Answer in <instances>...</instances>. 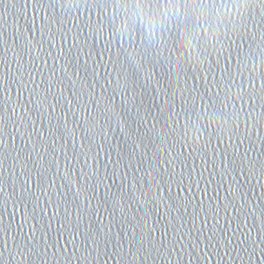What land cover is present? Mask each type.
Wrapping results in <instances>:
<instances>
[{"label":"water","instance_id":"1","mask_svg":"<svg viewBox=\"0 0 264 264\" xmlns=\"http://www.w3.org/2000/svg\"><path fill=\"white\" fill-rule=\"evenodd\" d=\"M77 15L80 19L75 20L74 27L72 21ZM57 18L64 21L68 32L63 48L71 62L59 59L53 78L52 59L61 46V37L56 35L52 39L50 34L60 27L55 22ZM86 23L83 12L68 6L62 8L53 0H0V107L11 116L0 130V264H264V223L258 210L252 213L253 206H264V200L259 199L264 196V177L257 172L246 185L251 214H238L231 207L226 211L225 193L221 190L217 198L218 185L206 181L210 179L213 159L219 160V152L227 148L232 153L227 132L222 134L213 125L209 134L199 139L195 132L190 133L185 145L179 136V142L174 141V134L163 130L162 122L153 128L149 112L155 115L164 103L160 88L167 87L166 81L176 87V71L166 75V69L162 70L159 64L153 68L145 63L137 83L144 85L149 71L152 80L146 87L138 88L135 103H129L119 89L113 93L115 83L108 84L122 80L121 72L133 71L128 59L132 51H123L129 48L127 39L122 49L117 37L107 43L110 33L106 31L89 40L91 57L85 49L77 58L79 47H73V37L81 29V37L87 35ZM42 34L40 51L38 42ZM28 47L33 49L31 56ZM47 53L51 56L44 65L41 57ZM33 60L43 74L33 71L32 77L39 84L37 92L41 97L49 81L53 84L52 93L59 95L57 80L64 75L61 69L67 67L63 97L54 113L47 104H37L36 95L28 103L36 84L29 82L25 87L20 83L32 70ZM198 67L189 65L186 72L179 73L180 87L185 80L189 87H202L205 73L198 71ZM67 77L76 83L70 84ZM90 92L100 101V110L108 103L107 98L113 97V111L106 114L110 122L105 124L106 117L99 116L90 133V146L93 153L99 150V162L89 160L86 169L89 173L98 171L101 177L106 172L110 178L104 183L109 187L98 185L91 203L86 199L89 193L73 203L71 195H63L68 190L61 186L60 176L64 174L66 158L74 170L82 166L80 154L87 147H82L81 133L88 124L86 114L76 109L73 93L83 101ZM52 93L48 94V103L53 102ZM176 104L182 126L185 120L179 92ZM69 107L75 115L68 112ZM94 109V105L89 106L91 115L97 116ZM64 112H68L66 126ZM76 124L80 129L73 137L65 127L71 130ZM145 133L153 142L138 148ZM221 135L223 143L217 140ZM240 135L245 137L240 154L249 149L248 155L259 168V161L264 159V122L246 133L242 120ZM232 142H236L235 137ZM214 149L218 150L215 157ZM109 151L113 161L122 157L115 176L108 163ZM74 156L80 163L72 159ZM168 161H172L170 167ZM30 236L34 239L29 240ZM93 236L99 238L98 246L92 244L89 237ZM18 244H27L35 251L21 257L15 251ZM53 244L56 246L51 247ZM45 245L49 246L46 255L41 251Z\"/></svg>","mask_w":264,"mask_h":264},{"label":"snow or ice","instance_id":"2","mask_svg":"<svg viewBox=\"0 0 264 264\" xmlns=\"http://www.w3.org/2000/svg\"><path fill=\"white\" fill-rule=\"evenodd\" d=\"M53 2L59 3L62 8L65 6L74 8L78 13L83 12L87 17L85 24V28L88 30L87 35L81 37L80 33L83 31L81 29L73 37V47H79L77 58H79L80 52L85 49H87V56L91 57L92 49L89 48V40L106 31L110 33L107 43H111L112 37H117L122 49L124 41L127 39L129 48L123 49V51L128 52L131 49L132 55L128 59L133 71L121 72L119 75L123 77L122 80L109 81L108 84L115 83L113 93L115 94V90L119 89L121 95L129 103L134 104L137 98V89L146 87L148 81L152 80V73L149 71L145 84L137 83L136 78L140 70L145 67V63L153 68L159 64L162 70L166 69V75L176 71V87L173 88L172 82L166 81L167 87L160 88L161 99L164 103L159 105V112L155 115L149 112V115L152 116L153 128L156 127L157 122H162L163 130L173 133L174 141L179 136L185 145L189 143L190 133L195 132L199 139L201 135L209 134L213 125H217L222 134L227 132L232 153L229 154L227 148L219 152V160L214 158L211 163L210 179L206 183L215 182L218 185L217 198H219L221 190L225 193L226 211L231 207L238 214H251L248 211L250 200L246 185L250 184L251 177L256 176L257 172L261 177H264V159L259 161L260 166L257 168V162L248 155L249 149H244V154H240L245 138L240 135V122L243 120L246 133L264 122V0H53ZM93 17H95L94 22ZM79 19L80 17L77 15L72 21L74 27H76L75 20ZM55 22L60 27L56 29L55 33L50 34V38L54 39L56 35H59L61 46L55 58L52 59L50 76L53 78L56 77V63L59 59L64 58L67 63L71 62L65 56L63 48V40L68 36V32L64 29V21L57 18ZM38 43L40 44L39 50L42 51L43 34ZM32 51L31 47L27 48L29 56ZM17 55L19 56L20 53ZM50 56L51 53H47L41 57L44 65L48 64ZM193 61L196 62L195 65H193ZM32 63L33 68L27 72V78H21L22 86L26 87L29 82L36 84L32 78L33 71L43 75L35 66V60ZM84 63L86 65L87 60ZM189 65L193 67L198 65L197 70L205 73L202 87L198 84L189 87L187 80L184 81L183 87L179 86V73L186 72ZM61 71L64 75L57 80L59 95L52 93L53 84L49 81L41 97L37 92L39 84H36L29 94L28 103H32V96L36 95V103L41 106L47 104V107L54 113L63 97L67 67L62 68ZM76 75L78 76V73ZM67 79L72 85L76 83L71 77H67ZM43 82L41 81V83ZM156 83L160 84V81H156ZM177 92H179L181 111L185 120L182 126L179 123L181 113L176 111ZM49 93H52V103H48ZM73 96L76 99V109L86 114L88 127L81 134L83 137L82 147L86 146L87 151L81 152L82 166L75 170L66 158L64 174L60 176L63 181L61 186L68 190L63 195H71L73 203L85 193L90 194L86 196V199L91 203V200L95 198L97 186L104 184L105 188H108L109 186L104 182L110 177L106 172L101 177L96 170L91 173L86 171L89 167V160L99 162V150L97 149L93 153L90 146L93 139L90 133L96 128L99 116L106 117L105 124L110 122V117H107L106 114L113 111L111 108L113 97H108V103L103 110H100V101L96 99L94 93H88V99L83 101L75 93ZM197 99L199 105H197ZM90 105L95 106L94 110L97 112V116L91 115ZM20 106L24 107V105ZM257 108H259V112H257ZM25 110L27 111V109ZM61 111L63 112V109ZM11 112L14 114L16 108L13 107ZM68 112H73V109L69 107ZM68 112H64L65 126L67 125ZM73 115H75L74 112ZM8 119H11V116L6 115L4 108L0 107V130L4 128ZM78 129H80L79 124H76L71 130L65 127V131L70 132L73 137ZM57 130L59 129L57 128ZM101 132H103V126H101ZM234 137L236 142H232ZM106 139L107 137H105ZM217 140L219 143H223V135L217 136ZM152 142L151 136L145 133L144 139L137 147H146L148 143ZM207 143L211 144V138ZM99 147H103V145ZM213 151L215 157L218 150L214 149ZM108 156V163L113 167L112 176H115V170L119 167L122 157L113 161L111 151ZM117 156L120 157L119 152H117ZM72 159L80 163L78 157L74 156ZM167 164L170 167L172 161H168ZM106 168L107 165H105ZM205 171H208V168H205ZM237 172L241 175L237 176ZM125 175H127L126 172ZM113 183H115L114 180ZM206 192L205 188V194ZM259 199L264 200V196ZM257 210L260 213L261 222L264 223V206H253L252 213ZM61 227L64 228L65 225L62 224ZM89 238L92 244L98 246L99 238L97 236ZM31 239H34V236H30L29 240ZM73 239H75L74 235ZM55 246L53 244L51 247ZM15 251L17 255L24 257L34 252L35 249L28 248L27 244H18L15 246ZM41 251L46 255L49 246L45 245ZM56 255L54 252L53 257ZM2 257L3 251L0 250V258Z\"/></svg>","mask_w":264,"mask_h":264}]
</instances>
